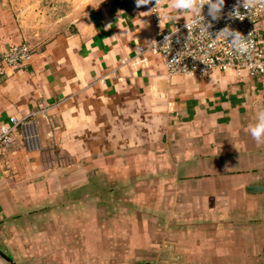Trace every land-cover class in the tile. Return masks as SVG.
<instances>
[{"label": "crops", "instance_id": "1", "mask_svg": "<svg viewBox=\"0 0 264 264\" xmlns=\"http://www.w3.org/2000/svg\"><path fill=\"white\" fill-rule=\"evenodd\" d=\"M37 9L0 0V52H31L0 78V127L46 108L0 151V264H264V143L245 131L264 83L169 75L141 51L150 4Z\"/></svg>", "mask_w": 264, "mask_h": 264}, {"label": "built area", "instance_id": "2", "mask_svg": "<svg viewBox=\"0 0 264 264\" xmlns=\"http://www.w3.org/2000/svg\"><path fill=\"white\" fill-rule=\"evenodd\" d=\"M163 0L159 9H153L155 3H150V13L152 20L157 27L158 34L155 42L159 46H163L166 36H171V45L169 51L166 53L164 49L159 47L153 49L150 45L142 48L141 51H151L159 54L164 66L169 75H185L184 68L192 71L190 76H211L216 73H232L237 77H251L259 79L264 83V46L260 38V26L264 21V15H250L242 6L240 12L244 15V19H238L230 16L231 11L237 4V0H225L224 8L222 9L219 18L212 20L208 16V6L205 5L202 14L205 17V23H211L209 32L213 38L221 29L228 27L234 31L240 32L247 37L252 34L251 39L254 41V49L250 57H241L236 54L227 55L226 49L228 45L221 40L215 44V47L210 45L209 40L200 41L195 38L187 42L189 29L186 27V20L178 21L172 25L170 29L163 26ZM157 11L161 13L159 17ZM178 29L176 33H172ZM206 54V55H205ZM201 57L208 63L205 64ZM31 58L30 48L25 43H14L8 49L0 52V78L6 73V69H17L23 66ZM176 62L169 64V62L176 60ZM123 60L122 63H126ZM114 72V71H113ZM46 113V108L42 107L38 110L31 111L23 119H18L11 116V125L7 126V133L0 132V151L6 152L17 141L18 127L25 125L28 121L35 120L42 117ZM6 125H1V127Z\"/></svg>", "mask_w": 264, "mask_h": 264}, {"label": "clouds", "instance_id": "3", "mask_svg": "<svg viewBox=\"0 0 264 264\" xmlns=\"http://www.w3.org/2000/svg\"><path fill=\"white\" fill-rule=\"evenodd\" d=\"M137 8L153 3V0H134ZM155 7L153 9H159L161 6V0H154ZM225 0H171L170 3L164 9L163 18L170 22H175L183 16L186 18V27L189 29L187 36V42L195 38L203 41L209 40L210 45L215 47V44L221 40L225 41L228 48L225 50L227 55L233 53L241 57H250L252 50L254 49V41L251 39L252 34L245 37L238 31H234L228 27L221 29L216 33L215 38L209 32L211 23H205V17L202 14V10L205 5L208 6V16L215 20L221 15L222 9L224 8ZM247 10V13L252 15L261 16L264 15V0H237L236 6L230 13V16L243 20L244 15L240 12V7ZM174 10V11H172ZM160 18L161 13L157 11ZM178 29L172 33H176ZM171 45V36L165 37L163 46L157 45L155 41L150 43V46L155 49L157 47L164 49L166 53L169 51ZM206 55V54H205ZM199 60L208 65V63L201 57ZM173 60L169 62L172 64L176 62ZM134 63V62H133ZM185 75H192L193 72L184 68ZM7 126L0 127V132L7 133ZM245 131L250 134L253 140L257 144L264 143V108H261L255 114L254 124H249Z\"/></svg>", "mask_w": 264, "mask_h": 264}, {"label": "rangeland", "instance_id": "4", "mask_svg": "<svg viewBox=\"0 0 264 264\" xmlns=\"http://www.w3.org/2000/svg\"><path fill=\"white\" fill-rule=\"evenodd\" d=\"M101 0H31L33 6L35 5L39 12L38 21H33L35 25H43L47 22H57L58 19H62L66 15H71L73 12L86 13L99 3ZM40 3L39 5L37 3ZM55 22V23H56Z\"/></svg>", "mask_w": 264, "mask_h": 264}]
</instances>
